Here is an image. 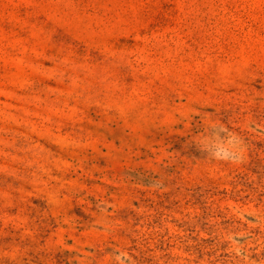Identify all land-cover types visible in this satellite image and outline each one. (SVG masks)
Wrapping results in <instances>:
<instances>
[{"label":"rangeland","instance_id":"rangeland-1","mask_svg":"<svg viewBox=\"0 0 264 264\" xmlns=\"http://www.w3.org/2000/svg\"><path fill=\"white\" fill-rule=\"evenodd\" d=\"M0 264H264V0H0Z\"/></svg>","mask_w":264,"mask_h":264}]
</instances>
